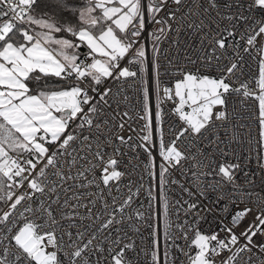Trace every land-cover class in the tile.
<instances>
[{
  "label": "snow or ice",
  "instance_id": "snow-or-ice-1",
  "mask_svg": "<svg viewBox=\"0 0 264 264\" xmlns=\"http://www.w3.org/2000/svg\"><path fill=\"white\" fill-rule=\"evenodd\" d=\"M0 264H264V0H0Z\"/></svg>",
  "mask_w": 264,
  "mask_h": 264
},
{
  "label": "built area",
  "instance_id": "built-area-1",
  "mask_svg": "<svg viewBox=\"0 0 264 264\" xmlns=\"http://www.w3.org/2000/svg\"><path fill=\"white\" fill-rule=\"evenodd\" d=\"M165 46H167V45H165ZM252 130H253V134H255V125H252ZM244 131L247 132V129H244ZM245 155H247L246 151H245ZM253 167H254V165H253ZM161 227H162V225H161Z\"/></svg>",
  "mask_w": 264,
  "mask_h": 264
}]
</instances>
